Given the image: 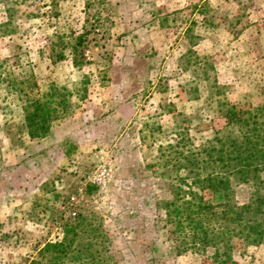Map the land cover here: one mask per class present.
Returning a JSON list of instances; mask_svg holds the SVG:
<instances>
[{
  "label": "rangeland",
  "instance_id": "obj_1",
  "mask_svg": "<svg viewBox=\"0 0 264 264\" xmlns=\"http://www.w3.org/2000/svg\"><path fill=\"white\" fill-rule=\"evenodd\" d=\"M0 80V264H28L76 219L118 264L213 263L179 253L160 203L179 155L226 135L223 106L264 104V0H0ZM56 88L67 109L30 140L31 100ZM233 243L238 264H264V243Z\"/></svg>",
  "mask_w": 264,
  "mask_h": 264
},
{
  "label": "trees",
  "instance_id": "obj_2",
  "mask_svg": "<svg viewBox=\"0 0 264 264\" xmlns=\"http://www.w3.org/2000/svg\"><path fill=\"white\" fill-rule=\"evenodd\" d=\"M82 43L81 37L76 39L71 46L73 54ZM6 80L14 88L26 84L32 90L35 86L29 81L16 84L13 79ZM51 91L32 99L24 116L30 140L46 137L59 112L67 109L61 89ZM223 116L225 136L203 151L181 153L177 161L171 160L176 174L168 185L170 199L162 200L160 209L169 239L177 244L179 253L212 250V264H238L232 255L234 241L245 246L264 243V104H226ZM178 170H185L184 177L176 176ZM250 184L255 193L238 203L235 189ZM62 234L60 240L47 242L28 264L119 263L106 232L90 221L68 222Z\"/></svg>",
  "mask_w": 264,
  "mask_h": 264
},
{
  "label": "built area",
  "instance_id": "obj_3",
  "mask_svg": "<svg viewBox=\"0 0 264 264\" xmlns=\"http://www.w3.org/2000/svg\"><path fill=\"white\" fill-rule=\"evenodd\" d=\"M106 174V169H98L93 175V183L97 185L103 183L105 181Z\"/></svg>",
  "mask_w": 264,
  "mask_h": 264
}]
</instances>
